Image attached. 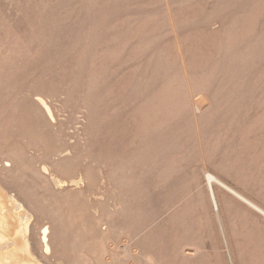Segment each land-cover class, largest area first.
<instances>
[{"label": "rangeland", "instance_id": "1", "mask_svg": "<svg viewBox=\"0 0 264 264\" xmlns=\"http://www.w3.org/2000/svg\"><path fill=\"white\" fill-rule=\"evenodd\" d=\"M0 54V166L33 205L79 209V262L125 238L133 264H264V0H0Z\"/></svg>", "mask_w": 264, "mask_h": 264}, {"label": "bare ground", "instance_id": "2", "mask_svg": "<svg viewBox=\"0 0 264 264\" xmlns=\"http://www.w3.org/2000/svg\"><path fill=\"white\" fill-rule=\"evenodd\" d=\"M171 23L174 25L172 16ZM175 38L178 42V50L181 56H183L176 32ZM1 59L2 55L0 54V62H2ZM182 62L185 70L186 81L190 88L189 90H192L191 78L184 63L183 57ZM206 100L207 97L204 94H201L199 98L190 100L192 110L196 119V132L200 141L201 132L199 123L197 121V116L198 111L202 109L204 104H207ZM31 103L36 107V110L38 109L41 112V116L46 118L48 122L49 120L55 122L56 119L53 108L43 94H36L31 100ZM201 149L202 157L204 160L205 152L202 147ZM64 152H66V150H63L61 152L62 154L60 155L63 161L62 163L64 164L63 167H67L66 169H71L73 168L70 162L71 159L67 158L68 154ZM11 161L12 160H8L0 166V264H86L85 262H79L82 256L85 254L86 249L83 245L84 235L80 230L82 228H80V226L78 225V219L80 218L79 214L81 213H79V209H76L75 211H69L66 207L64 209L59 206L54 207L53 205L45 209L43 208V206L41 207L33 205L32 198L29 197L27 193H25V191L27 190L23 192L20 190V188H18L13 173L15 171V166H13ZM52 165L55 166V168H59L62 166L60 164L54 163H52ZM43 170L45 172L47 171L51 173L48 164L43 166ZM53 172L51 174L53 180L52 182H55V184L59 187L68 188H70V186L78 187L84 181L85 176L83 174H88L86 173V171H84V173L81 174L79 178L72 177V179L70 178V180H67L62 179L61 177L55 175ZM206 174L209 178H211V176L213 175H210L209 172H206ZM88 175L86 176L87 178L90 177V174ZM90 182L92 185V180ZM79 193L82 195L83 191L80 190ZM211 193L213 198H215V194L213 192ZM83 195L79 196L85 199V196ZM88 209L94 211L97 209V205L92 204L87 208V210ZM38 215L43 218L44 216H47V219L49 218V221L44 224L41 223V219L38 218ZM96 215L98 216L93 217L95 219V222L91 224L90 230L93 229V232L97 230L99 234L103 235L104 233H106L108 227L106 226L104 228V224L100 222V218H102L101 215ZM122 243V249L117 245L111 246V249L113 248L115 250L113 259L111 260L110 258L111 264H133V258L136 254L134 253L135 250H133L135 246H132L133 248L130 247V241L125 238H122ZM190 246L191 247L184 246L182 249V252L186 257H193L196 251H198L197 248L193 245ZM89 250L91 251V248ZM142 259H145V262L147 264L153 263V257L149 253H145L144 258Z\"/></svg>", "mask_w": 264, "mask_h": 264}]
</instances>
